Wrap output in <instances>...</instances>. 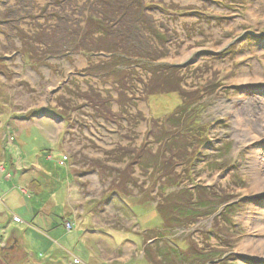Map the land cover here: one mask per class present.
Returning a JSON list of instances; mask_svg holds the SVG:
<instances>
[{
  "label": "rangeland",
  "instance_id": "obj_1",
  "mask_svg": "<svg viewBox=\"0 0 264 264\" xmlns=\"http://www.w3.org/2000/svg\"><path fill=\"white\" fill-rule=\"evenodd\" d=\"M90 1L72 0L62 12V6L48 5L47 0H30L31 17L20 24L22 35L8 26V11L17 8L14 1L0 5V108L23 113L42 103L41 111L30 113L40 119L46 110L54 111L63 120L56 126L50 123L49 132L33 127L25 141L31 163L38 162L43 148L54 154V161H45L54 167L52 184L39 191L41 197L17 181L5 184L0 174V198L3 190L15 189L24 202L7 215L19 217V224L12 219L8 224L0 214V264H113L103 261L101 253L107 251L104 254L111 259L117 245L125 249L116 257L130 259L124 264H196L192 260L199 253L209 256L208 264H253L250 254L259 253L258 242L264 241V234L249 222L264 219V198L258 194L264 186L255 189L252 166L255 158L264 163V0H142L156 33L143 32L161 57L145 58L138 66L112 64L100 73L90 67H106L109 55L80 49L67 58H52L53 44L45 47L31 41L35 33L53 37L63 16L74 21L72 30L85 35ZM6 33L13 39L7 41ZM29 44L36 54L23 56L21 51L29 52ZM176 87L179 92L170 93ZM184 100L198 120L195 144H203L205 134L208 143L188 150L185 165L175 166L174 172L189 171L193 164L194 184L237 206L235 214L217 212L188 229L170 231L161 240L155 230L161 227L154 210L157 203L151 202L157 192L148 195L153 170L143 172L133 160L145 153L157 154L168 166L179 162L170 159L179 150L169 153L163 143L179 140L169 117ZM233 104L239 114L249 116L253 141L237 126ZM0 121L1 137L8 118L2 115ZM56 128L68 134L63 161L72 172L69 181L67 165L58 164L61 136L56 140ZM47 133L55 134V139L51 141ZM8 140L12 143L11 137ZM184 185L192 188L187 181ZM160 186L157 182L156 188ZM49 198L52 205L46 213L42 204ZM0 205L5 206L1 200ZM144 245L152 248L144 250Z\"/></svg>",
  "mask_w": 264,
  "mask_h": 264
},
{
  "label": "trees",
  "instance_id": "obj_2",
  "mask_svg": "<svg viewBox=\"0 0 264 264\" xmlns=\"http://www.w3.org/2000/svg\"><path fill=\"white\" fill-rule=\"evenodd\" d=\"M10 1H14V6L17 8L8 11L11 18L8 26L10 29L19 30L17 32L22 35L20 24L31 17L29 12L31 8L30 0H0V5L6 6ZM47 2L48 5L62 6V12L69 8V4H72V0H63L61 3H58L56 0H47ZM89 3L87 8L91 10V16L86 21L85 35L72 30L73 24L75 25L74 21L69 16H63L58 20L55 28L56 34L53 37H47L45 32L35 33L31 41L45 47L53 44V49L50 46L51 49L49 51L52 58H67L66 55L76 54L80 49L81 52H98L99 54L109 55L111 63L105 65L106 67L100 64L90 67L91 71H97V73L109 70L112 64L119 63V66L123 65L125 67L138 66L145 58L155 61L161 57L159 51L153 49L144 35V30L151 35L155 34L156 31L154 27L151 28V24H153L151 19L145 16L142 0H92ZM20 12L27 15H20ZM43 13L46 14V10ZM95 34H99V37L94 38ZM5 35L7 41L13 39L11 33H6ZM156 36L163 42L160 36ZM28 46L29 52L23 50L21 54L26 57L30 53L36 54L33 45L29 44ZM133 57H136V61L133 60ZM158 66L156 65L155 68H158ZM176 88L174 91H170V93L179 92V88ZM193 116L195 114L189 112L188 104L184 100L176 107L173 115L169 117V121H172L173 126H176L179 130L178 134L175 133V136L178 135L179 140L175 139V142L172 140H168L169 142L164 141L163 148L169 153L175 149L179 150V154L177 153L173 157H170V159L179 161L176 165L172 166L169 162L171 166H168L167 161L162 162L160 160L162 157L157 154L146 155L145 153H141L133 160V164L139 165L141 171H146L147 173L148 169L153 170L151 173L153 181H150L151 190L148 195L151 197L154 191L157 192L151 202L157 203L154 210L161 221V227L155 228V230L160 233L158 235L161 237V240L170 231L188 229L190 226L215 215L217 212L222 211V214H235L234 210L237 203L228 205L229 201L219 200L217 196L211 194L208 188L194 184L193 175L190 172L194 166L193 164L189 171H183L179 174L174 172L175 166L185 165L188 159V150H191L193 147L199 148L201 145L208 143L205 134V136H202L204 137V143L195 144L193 138H195V135L200 136V132L195 133V126L198 125V120L196 116L195 118ZM163 158L168 160V157ZM170 159L168 161L173 163V160ZM126 176L128 177V175ZM185 176L187 180L184 181ZM156 177H158V180H155ZM127 180L133 185L132 180ZM186 181L192 186L191 189L184 185ZM157 182L161 185L159 188H156ZM155 199L160 200L157 202ZM147 237H150V235L148 234ZM13 240L15 239L13 238ZM171 252L169 250L167 255H171ZM199 254L198 257H194L192 263L208 264V262L212 261L209 256L202 255V253ZM177 255H175V258H179V255Z\"/></svg>",
  "mask_w": 264,
  "mask_h": 264
},
{
  "label": "crops",
  "instance_id": "obj_3",
  "mask_svg": "<svg viewBox=\"0 0 264 264\" xmlns=\"http://www.w3.org/2000/svg\"><path fill=\"white\" fill-rule=\"evenodd\" d=\"M44 100H47V98H45ZM44 100L42 99L41 101H43L44 104H47V102ZM52 106L56 107V104L53 103ZM42 108H43L42 103H39V105L37 106L35 105L28 106L27 108H25L23 113H20V111L13 112L12 108L10 107H5L4 109L0 108L2 109V112L0 111V116L5 115L6 118H8V123L5 128L6 132H4L2 136L0 137V174L4 176L3 182L9 185L13 183V181H17L18 184H23L24 186L34 190L35 192H38L35 195L39 197L42 196V194L39 191L48 187L50 184H52L50 176H53L51 172L53 166L52 164L45 165V161L46 162L54 161V154L51 150H49V147L43 148L39 153L38 162H36V164L31 163L29 161L30 152L28 151V147L25 141L27 140L29 142L33 134V129H34L33 127H37L39 132L40 131L46 132V130L48 131L50 129L49 128L50 123L51 124L53 123L54 126H56L57 123H63L61 116L55 113L54 111L46 110L45 112L41 113V115L45 116L44 118H40L42 119L41 121L39 118H37L36 115H32V113H30L36 110H40ZM26 113H30V116L27 117L25 115L24 116L21 115V114H26ZM41 123H43V126H40ZM2 126H3V123L0 121V132L2 131ZM55 132H56V140H58V138L61 136V146H59L58 148V153L61 155L60 156L61 160L58 164L60 166L67 165L65 169V172H66L65 178L67 181H69V179H73L72 172H71V169H69L68 161L66 162L63 161V157L66 155V152L69 150L67 146V141H66L68 140V134L67 135L63 134V132L59 131L57 128ZM47 135L50 137L51 141L55 139V134L47 133ZM9 137L12 138V141H11L12 143L9 142L8 140ZM1 142H3V144ZM35 150L38 152L40 148L37 147L35 148ZM40 155L44 157L45 159L44 158L41 159ZM41 163L45 165V168L41 167ZM67 183L68 185L70 184L69 182ZM2 192H4L3 198H0V200L3 201L5 206L4 208H2L0 205V214L2 216H5L7 219H9L7 216L8 213L17 212L16 209L20 206L22 207L23 206L22 203L24 202L22 201V199L20 198V195L17 193L15 189H12V190L10 189L8 192L7 191L5 192V190H3ZM20 193L22 195H25L26 191L21 190ZM67 201L69 203V195H67ZM39 204H40L39 201H37L36 205H39ZM51 205H52L51 198L47 199L46 202L44 200V203L42 204V206H43V209L47 210L46 213L49 212V207ZM11 219H12V222L14 221L15 224H19L21 222L20 218L17 216H13V218ZM11 219H9L8 224L11 222ZM28 219L29 218L25 217L26 221H28ZM145 245L143 247L144 250L152 248L150 245L148 246H145ZM114 249L116 251H113L114 253L112 254L118 255L119 254L118 252H120L121 249L124 250L125 248H123V246L117 245L115 246ZM133 252H132V255H133ZM104 253L108 254L107 251L103 252V249H102L101 258L103 261L107 263L124 264L130 260L129 259L128 261L124 262L122 258L119 259V256L116 257V255L112 256L111 259H108L111 255L110 256L105 255ZM75 262L80 263V261L78 260H76Z\"/></svg>",
  "mask_w": 264,
  "mask_h": 264
},
{
  "label": "bare ground",
  "instance_id": "obj_4",
  "mask_svg": "<svg viewBox=\"0 0 264 264\" xmlns=\"http://www.w3.org/2000/svg\"><path fill=\"white\" fill-rule=\"evenodd\" d=\"M237 105L233 104L232 105V110H233V115L236 119V124L238 127H240L242 130H244V133L246 134V137H248L251 141H253L255 139V137L253 136L254 134V129H253V125L250 122V118L249 116H243L242 114H239L237 111ZM154 110V109H153ZM250 111V110H248ZM252 112L250 111V114ZM264 116V115H263ZM262 125H264V123H261ZM263 146V144H261ZM264 163L262 161H259V159L255 158L253 161V171L256 177V185H255V189H258L261 186H264ZM264 190L262 192H258L259 195L263 194ZM257 194V193H256ZM249 222L252 223V226L254 229H259V231L261 233L264 234V219L263 216L257 218V220H254L253 222L249 219ZM249 239V238H248ZM249 241V240H248ZM259 253H256L254 251H252V253L250 254V256L254 259V263L253 264H264V241L263 239H261L259 242ZM258 245V244H257ZM245 248V247H244Z\"/></svg>",
  "mask_w": 264,
  "mask_h": 264
},
{
  "label": "water",
  "instance_id": "obj_5",
  "mask_svg": "<svg viewBox=\"0 0 264 264\" xmlns=\"http://www.w3.org/2000/svg\"><path fill=\"white\" fill-rule=\"evenodd\" d=\"M233 204V203H232ZM228 205H231V203L230 204H228Z\"/></svg>",
  "mask_w": 264,
  "mask_h": 264
},
{
  "label": "built area",
  "instance_id": "obj_6",
  "mask_svg": "<svg viewBox=\"0 0 264 264\" xmlns=\"http://www.w3.org/2000/svg\"><path fill=\"white\" fill-rule=\"evenodd\" d=\"M65 159V158H64Z\"/></svg>",
  "mask_w": 264,
  "mask_h": 264
}]
</instances>
